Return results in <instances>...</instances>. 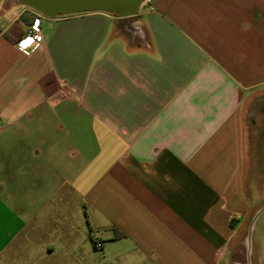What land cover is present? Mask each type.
Segmentation results:
<instances>
[{"label": "crops", "instance_id": "0c3cea01", "mask_svg": "<svg viewBox=\"0 0 264 264\" xmlns=\"http://www.w3.org/2000/svg\"><path fill=\"white\" fill-rule=\"evenodd\" d=\"M32 11L0 0V264H230L264 202V0L41 16L25 54Z\"/></svg>", "mask_w": 264, "mask_h": 264}, {"label": "rangeland", "instance_id": "374dc122", "mask_svg": "<svg viewBox=\"0 0 264 264\" xmlns=\"http://www.w3.org/2000/svg\"><path fill=\"white\" fill-rule=\"evenodd\" d=\"M257 107L259 108V106ZM251 131L249 148L254 150L256 168L253 177H251L253 182L250 184L251 192L248 195L250 203L254 206L260 204L264 196V133L255 134V130ZM252 217L254 216H247L235 239L231 249L230 264H264V202L260 211L255 215L250 241L247 244L248 229Z\"/></svg>", "mask_w": 264, "mask_h": 264}, {"label": "water", "instance_id": "95a60500", "mask_svg": "<svg viewBox=\"0 0 264 264\" xmlns=\"http://www.w3.org/2000/svg\"><path fill=\"white\" fill-rule=\"evenodd\" d=\"M20 4L47 17L103 11L119 17L134 15L144 0H17ZM255 216L248 229V241Z\"/></svg>", "mask_w": 264, "mask_h": 264}, {"label": "built area", "instance_id": "2783aa9c", "mask_svg": "<svg viewBox=\"0 0 264 264\" xmlns=\"http://www.w3.org/2000/svg\"><path fill=\"white\" fill-rule=\"evenodd\" d=\"M147 1V0H144ZM33 20L28 24L26 31L15 41V46L23 53L28 54L42 41V33L40 29L41 14L32 11ZM94 246L100 248L101 242L95 241Z\"/></svg>", "mask_w": 264, "mask_h": 264}, {"label": "trees", "instance_id": "16d2710c", "mask_svg": "<svg viewBox=\"0 0 264 264\" xmlns=\"http://www.w3.org/2000/svg\"><path fill=\"white\" fill-rule=\"evenodd\" d=\"M33 17H34V16H33V13H31V14H30V19H29V22H30V23L32 22Z\"/></svg>", "mask_w": 264, "mask_h": 264}, {"label": "bare ground", "instance_id": "6f19581e", "mask_svg": "<svg viewBox=\"0 0 264 264\" xmlns=\"http://www.w3.org/2000/svg\"><path fill=\"white\" fill-rule=\"evenodd\" d=\"M247 244H249L248 238H247Z\"/></svg>", "mask_w": 264, "mask_h": 264}]
</instances>
